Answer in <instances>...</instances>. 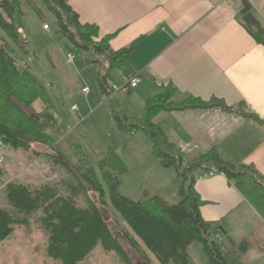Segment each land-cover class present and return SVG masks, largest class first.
Returning <instances> with one entry per match:
<instances>
[{"label":"crops","instance_id":"1","mask_svg":"<svg viewBox=\"0 0 264 264\" xmlns=\"http://www.w3.org/2000/svg\"><path fill=\"white\" fill-rule=\"evenodd\" d=\"M244 2L70 0V6L81 24L94 25L101 36L110 37L111 50L130 48L121 58L125 66L110 73L114 85H121L125 75L135 74L139 80L135 89L115 95L127 116L140 117L145 102L165 87L175 89V103L188 97L203 102L215 99L240 111H161L152 122L173 146L172 155L184 164L214 153L235 167L254 170L261 179L259 187L247 176L235 181L220 173L209 176L213 167L208 164V171H194V189L204 203L201 218L221 225L223 250L245 245L238 264H264V0H246L261 28L255 35L241 16ZM104 102L108 101L104 98L102 107ZM143 137L135 144L147 147L150 141ZM181 143L188 144L185 152H180ZM162 167L156 160L152 163L160 179L169 171ZM157 182L153 184L159 194L167 191ZM177 188L168 191L173 200L178 198ZM141 191L139 187L136 192ZM167 196L162 199L169 202ZM14 232L0 242V264H33L31 241L17 238ZM133 238L147 255L142 243ZM92 258L82 264H91Z\"/></svg>","mask_w":264,"mask_h":264},{"label":"trees","instance_id":"2","mask_svg":"<svg viewBox=\"0 0 264 264\" xmlns=\"http://www.w3.org/2000/svg\"><path fill=\"white\" fill-rule=\"evenodd\" d=\"M29 1L24 0L27 5H30ZM39 1L54 17L55 33L78 49L87 63L107 64L97 77L99 91L107 97L112 80L110 73L125 66L121 58L129 53L130 48L116 52L111 50L108 44L110 37L101 36L94 25L81 24L70 6V0ZM21 2L22 0H0V31L26 54L19 44L24 13ZM241 16L246 28L254 29L255 33H250H261L259 23L251 14V7L246 1ZM47 27L49 28L48 25ZM23 41L26 46V40ZM16 63L17 55L14 50L0 38V140L10 146L13 152L32 154L34 144L56 149L55 140L46 133L52 131L60 135L63 132L65 135L66 131L51 113L49 98L29 69L18 68ZM174 96V88H161L156 96L145 102L140 117H129L120 107L115 111L112 106L111 115L120 130L133 134L138 131L143 133L151 142L153 156L163 167L175 170V180L180 182L176 204H170L158 196L147 195L141 201H133L121 195L120 177L126 169L118 156L109 151L98 163L97 173L92 168L75 169L76 186L71 188L68 198L60 196L51 185L30 188L24 184L8 183L3 190L8 208H0V242L8 239L15 227L28 225L38 215L32 223L38 224L47 234L46 254L52 262L82 264L100 243L105 252H113L122 264H131L100 209L108 207L105 201L106 188L111 207L130 230L129 232L123 228L122 238L146 262L149 263V259L133 236L159 264H191L188 249L196 242L201 245L206 264H238L240 255L246 252L247 247L242 245L237 249L223 250L222 241L219 242L216 238H222L220 223L204 221L200 216L199 209L204 203L194 189V171H208L207 165L210 164L230 181L247 176L259 187L261 179L251 168L235 167L222 161L214 153L204 154L183 165L180 157L172 155L173 146L153 124L152 118L161 111L186 109L219 108L229 113L240 111L215 99L203 102L188 97L175 103ZM38 100H41V105L47 111L33 112V104ZM26 110L32 111V114L29 115ZM49 160L53 166L73 172L74 166L61 156V152L51 154ZM86 189L94 193L98 200L89 198ZM79 194H84V207H79L76 203Z\"/></svg>","mask_w":264,"mask_h":264},{"label":"rangeland","instance_id":"3","mask_svg":"<svg viewBox=\"0 0 264 264\" xmlns=\"http://www.w3.org/2000/svg\"><path fill=\"white\" fill-rule=\"evenodd\" d=\"M29 4L27 5L24 0L21 2L24 13L21 18L22 26L19 41L20 46L27 53L23 54L21 49L19 50L17 45L10 41L2 31H0V38L5 40L17 55V67H27L44 90L52 106L51 113L63 130L65 129L66 135L64 136L63 132L60 135L54 134L52 131L46 133L55 140L54 147L56 149L40 144L33 145L32 154L21 151L13 152L10 149L11 158L0 165V172L4 175L0 179V188L3 184L11 182L24 184L30 188L51 185L57 189L60 196L68 198L71 188L76 186L77 174L75 169L92 168L97 173L100 160L109 151H112L126 169V172L120 177L119 192L121 195L133 201H139L138 198L142 199L147 195L160 198H163V195H168V203L176 204L178 198L173 200L172 196L169 197V192L180 184L177 180L175 182L177 174L175 170L171 167H162L163 170L169 169V171H164L165 177L160 179L155 174L157 171L152 168V163L158 160L152 154L151 142H147V147L135 144L138 138H144L143 133L138 131L133 134L120 130L117 122L112 118V110L117 111L121 104L116 102L117 98L115 100V97L108 100L102 95L96 81L97 72L102 71L107 64L104 62L102 66L97 63H87L78 49L55 33L54 17L43 3L39 0H30ZM44 24L49 26L48 33H44L42 30ZM23 38L26 40V46ZM67 55L74 56L71 65L66 63ZM112 84L114 83L110 82V86ZM116 86L121 88L122 83L121 85L116 84ZM83 88L88 89L87 95L82 93ZM104 98L109 103L104 102L105 105L102 107L101 102ZM40 101L38 100L33 104V112L43 113L48 110L41 105ZM98 101H101L99 105H97ZM72 106H76V111L71 110ZM26 111L29 115L32 114V111ZM57 152H61V156L74 166L72 173L52 165L49 157ZM183 162L184 165L185 162ZM157 180L159 181L157 182ZM153 182H157L158 186H165L163 189L167 191H161L159 194V188L155 187ZM174 182L175 187L173 186ZM139 187L142 191L138 195L136 191ZM3 190L4 188L0 190V208H8ZM86 193L92 200H98L97 196L90 190L86 189ZM105 201L108 207H100L102 215L107 219L113 236L118 239L119 244L126 251L131 264H159L149 252H147L148 263L139 253L128 248L129 246L122 238V234H124L123 228L129 232L130 230L111 207L106 188ZM76 203L79 207L86 205L84 194H79L76 197ZM37 217L38 215L33 219ZM32 220L28 225L17 226L14 229V234L17 238L26 237L31 241L34 256L33 264H46L48 236L38 224L32 223ZM188 254L191 264H206L199 243H193L188 249ZM90 255L93 257L90 259L91 264H122L117 255L106 253L100 243ZM48 260V264H56L49 258Z\"/></svg>","mask_w":264,"mask_h":264},{"label":"built area","instance_id":"4","mask_svg":"<svg viewBox=\"0 0 264 264\" xmlns=\"http://www.w3.org/2000/svg\"><path fill=\"white\" fill-rule=\"evenodd\" d=\"M196 1H198V2H206L208 0H196ZM226 1L230 3L233 0H226ZM240 1H246V0H240ZM42 30L49 31V28L47 27V24H44L42 26ZM73 59H74V56L67 55L66 56V63L68 65H71V63L73 62ZM122 80H123V84H122V87L121 88H118L116 86H110L109 87V91H108V95H107V99L108 100H112L115 97V94L119 90L127 91L129 89H134L137 86V84H138V80H137L135 74H130L127 78H122ZM82 93L83 94H87L88 93V89L83 88L82 89ZM76 109H77L76 106H72L71 107V110L72 111H76ZM68 132H69V129H68ZM3 144L4 143L0 140V165H3L5 163V161L7 160V158L10 156V147L9 146L8 147H4ZM179 148H180V152H185L188 149V144L181 143L179 145ZM215 174H219L215 168H212L208 172V175L209 176H212V175H215ZM3 176H4L3 174H0V179ZM6 185L7 184H3V186L0 188V190H2ZM216 238H217V240L219 242L222 241L221 238H219V237H216Z\"/></svg>","mask_w":264,"mask_h":264},{"label":"bare ground","instance_id":"5","mask_svg":"<svg viewBox=\"0 0 264 264\" xmlns=\"http://www.w3.org/2000/svg\"><path fill=\"white\" fill-rule=\"evenodd\" d=\"M72 63H73V62H72ZM72 63H71V64H72ZM127 77H128V76H123L122 78H127ZM122 78H121V82H122V84H123V80H122ZM136 78H137V77H136ZM137 80H138V78H137ZM138 83H139V80H138ZM137 85H138V84H137ZM111 86H116V85L112 84ZM116 87H117V86H116ZM136 87H137V86H136ZM136 87H135V88H136ZM135 88H134V89H135ZM130 90H133V89H129V90H127V91H123V90H119V91L127 93V92L130 91ZM119 91H118V92H119ZM118 92H117V93H118ZM3 146H4V147H8V145H6V144H3ZM9 147H10V146H9ZM10 149H11V148H10ZM10 158H11V153H10V156L7 158V160L10 159Z\"/></svg>","mask_w":264,"mask_h":264}]
</instances>
